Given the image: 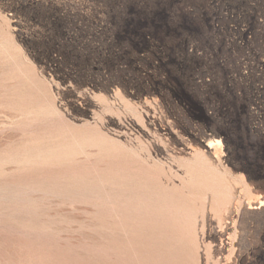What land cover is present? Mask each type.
I'll use <instances>...</instances> for the list:
<instances>
[{
	"label": "rangeland",
	"instance_id": "1",
	"mask_svg": "<svg viewBox=\"0 0 264 264\" xmlns=\"http://www.w3.org/2000/svg\"><path fill=\"white\" fill-rule=\"evenodd\" d=\"M160 258L264 264V0H0V264Z\"/></svg>",
	"mask_w": 264,
	"mask_h": 264
},
{
	"label": "bare ground",
	"instance_id": "2",
	"mask_svg": "<svg viewBox=\"0 0 264 264\" xmlns=\"http://www.w3.org/2000/svg\"><path fill=\"white\" fill-rule=\"evenodd\" d=\"M226 60H227V59H226ZM17 113H18V112H17ZM15 116H16V115H15ZM262 135H263V134H262ZM208 141H209V140H208ZM213 146H215V147L218 148V149H221V148H222V141H221L219 138H216V139H214V140L209 141V143L205 144V147H207V148H213ZM201 147H203V146H201ZM200 149H201V148H200ZM196 150H197V149H196ZM196 150L194 151V153L196 152ZM205 150H206V149H205ZM201 152H203V151H201ZM201 152H200V153H201ZM198 155H199V154H198ZM200 155H201V154H200ZM203 155H205V154H203ZM193 156H194V154H193ZM34 157H35V156H34ZM57 157H58V156H57ZM211 157H212V156H211ZM190 158H191V157H190ZM195 158L198 159V158H200V157L197 158V157L195 156ZM201 158L204 160L203 157H201ZM220 158H221V157H219V160H220ZM187 159H188V158H187ZM212 159H213V158H212ZM188 160H189V159H188ZM191 160H192V159H191ZM194 160H195V159H194ZM194 160L191 161V162L193 163V165H195V162L197 161V162H196V165H197L198 160H196L195 162H194ZM207 160H208V159H207ZM217 160H218V159H217ZM185 161H186V160H185ZM185 161H184V162H185ZM184 162H182V163H184ZM188 162L190 163V160L187 161V164H189ZM200 162H201V161H200ZM200 162H199L198 164H200V166H201V164H202L203 166L205 165V166H204L205 168H206V166H208L207 168H209V165H211L212 167H215V165H216V164H215V165L213 166L212 164H209V163H208V165H206L207 163L205 162V160L203 161L204 164H203V163H200ZM192 163H191V164H192ZM210 163H211V162H210ZM185 164H186V162H185ZM187 164H186V168H189L191 165L189 164V167H188ZM196 165H195V166H196ZM195 166H193V167L197 169L198 166H197V167H195ZM201 167H202V166H201ZM191 168H192V167H191ZM194 168H193V169H194ZM189 169H190V168H189ZM189 169H188V171H190ZM216 169L218 170V168H216ZM216 169H214V170L212 169L213 172H214ZM225 169H227V168H225ZM174 170H175V169H174ZM194 170H195V169H194ZM197 170H198V169H197ZM199 170H200V169H199ZM201 170H202V168H201ZM201 170H200V171H201ZM205 170H206V169H205ZM217 170H216V171H217ZM192 171H193V170L191 169V173H190L191 176L195 173V171H194L193 173H192ZM216 171H215V172H216ZM219 171H220V170H219ZM196 172H198V171H196ZM203 172H204V170L202 171V174H204ZM221 172H222V171H221ZM228 172H229V171H228ZM217 173H219V172H217ZM217 173L214 174V175L212 174V175L214 176V178H215L214 180H216V178L219 179V177H217ZM223 173H224V172H223ZM188 174H189V172H188ZM199 174H200V172H198L197 174H195V177H196V178H198V177L201 178V177L203 176V175L199 176ZM206 174H208V176L204 174L205 177L207 176V178L204 177V178L206 179L205 182L202 181V179H200V178H198V179L205 183V186H203V187H207V191H209V189H212V187L215 186L214 189H213L212 191H213V192H216L215 188H216L217 185H219V182H220V181H219V182H218V181H215V182H214V183L218 182V183H216L217 185H215V184H214V185H211V184H212V181H213V180H211V179L213 178V176H212L211 174H209V173L207 172V170H206ZM219 174H220V173H219ZM161 175H162V174H161ZM175 175H176V174H175ZM196 175H197V176H196ZM209 175L212 176L211 179H210L211 181L209 180L210 182L207 180L208 177H209ZM215 175H216V177H215ZM220 175H221V174H220ZM220 175H219V176H220ZM224 175H228V174H226V171H225ZM230 175H231V174H230ZM179 176H180V174H179ZM191 176H190V177H191ZM221 176H222V175H221ZM202 178H203V177H202ZM204 178H203V180H204ZM222 178H224V177H222ZM181 179H182V178H181ZM182 180H184V178H183ZM191 180H194V179L191 178L189 181H191ZM241 181H242V180H241ZM199 182H200V181H199ZM206 182H208V183L211 185V187L209 186L210 188L207 186L208 183L206 184ZM221 182L223 183V181H221ZM221 182H220V183H221ZM226 182H227V181H226ZM191 183H194V182H191ZM162 184H163V183H162ZM201 184L203 185V183H201ZM184 185H185V184H184ZM199 185H200V184H199ZM221 185H223V184H221ZM221 185H219V186H221ZM224 185H225V184H224ZM224 185H223V186H224ZM143 186H144V185H143ZM178 186H180V185H178ZM219 186H217V187H219ZM223 186H222V187H223ZM229 186H230V184H229ZM5 187H6V186H5ZM224 187H225V186H224ZM224 187H223V188H224ZM208 188H209V189H208ZM192 189H193V188H192ZM195 189H196V188H195ZM205 189H206V188H205ZM216 189H219V188H216ZM231 189H232V187H231ZM168 190H169V189H168ZM214 190H215V191H214ZM221 190H222V192L224 191V189H221ZM221 190H219V192H220ZM156 191H157V190H156ZM158 191H159V190H158ZM207 191H206V192H207ZM228 191H230V190H228ZM231 191H232V190H231ZM143 192H144V191H143ZM154 192H155V191H154ZM159 192H160V191H159ZM167 192H168V191H167ZM188 192H189V191H188ZM226 192H227V190H225V193H226ZM207 193H208V192H207ZM209 193H211V192H209ZM223 193H224V192H223ZM151 194H155V193H151ZM158 194H159V193H158ZM168 194H169V193H168ZM180 194H181V193H180ZM216 194H217V193H216ZM118 195H120V194H118ZM131 195H132V194H131ZM205 195H207V194H205ZM205 195H202V196L204 197ZM208 195H209V194H208ZM212 195H213V193H211L210 200H211L212 203H213V200H212V199H213L214 197L212 198ZM154 196H157V192H156V195H154ZM159 196H161V192H160V195H159ZM164 196H165V195H164ZM191 196H192V195H191ZM218 196H219V195H218ZM221 196H222V195H221ZM224 196H225V195H224ZM148 197H150V198H148ZM180 197H181V196H180ZM205 197H207V196H205ZM219 197H220V196H219ZM222 197H223V196H222ZM226 197H228V195L225 196V199H228V198H226ZM231 197H233V195H232ZM153 198H154V197H153ZM161 198H162V197H160V198L157 197V198H155V199H161ZM211 198H212V199H211ZM217 198H218V197H217ZM233 198H234V197H233ZM147 199L152 200V197H151V196H147ZM147 199H146V200H147ZM155 199H154V200H155ZM201 199H202V198H201ZM215 199H216V198H215ZM215 199H214V200H215ZM139 200L144 201L143 198H141V199H139ZM146 200H145V201H146ZM179 200H180V199H179ZM184 200H185V199H184ZM198 200H199V199H198ZM203 200H204V199H203ZM205 200H206V198H205ZM217 200H218V199H217ZM222 200L224 201V199H222ZM131 201H132V200H131ZM182 201H183V200H182ZM185 201H186V200H185ZM201 201H202V200H201ZM220 201H221V199H220ZM220 201H219V204L222 203V205H223V204H224L223 201H222L221 203H220ZM225 201H226V200H225ZM138 202L140 203V204L138 203L139 205H141V204L143 203V202H141V201H138ZM190 202H191V201H190ZM203 202H205V201H203ZM166 203H167V202H166ZM177 203H178V202H177ZM185 203H186V202H185ZM216 203H217V201L215 202V205H216ZM228 203H229V202H228ZM231 203H232V202H231ZM261 203H262V202H261ZM138 204H137V205H138ZM172 204H173V203H172ZM172 204H171V205H172ZM217 204H218V203H217ZM133 205L135 206L136 204L134 203ZM137 205H136V206H137ZM167 205H169V202H168ZM167 205H165V206H167ZM176 205H177V204H176ZM181 205H182V206H181ZM181 205H180V203H179L180 208H181V207L183 208V204H181ZM185 205H187V204H185ZM213 205H214V204H213ZM227 205H228V204H227ZM156 206H157V205H156ZM159 206H160V205H159ZM159 206H158V207H155V206H154V207H152V208H150V209L157 208L156 210L159 209V210L161 211L160 208H161V207L163 208V206H161L160 208H159ZM172 206H173V205H172ZM177 206H178V205H177ZM179 206H178V208H179ZM202 206H203V205H202ZM217 206H218V205H217ZM219 206H220V205H219ZM168 207H169V206H168ZM214 207H215V206H214ZM249 207H250V206H249ZM171 208H172V207H171ZM178 208H177V210H179ZM216 208H217V207H216ZM251 208H253L252 205H251ZM174 209H175V208H174ZM217 209H218V208H217ZM254 209H256V208H254ZM153 210H155V209H153ZM163 210H164V208L162 209V211H163ZM168 210H169V209H167V211H168ZM183 210H184V209H183ZM183 210H182V211H183ZM130 211H131V210H130ZM162 211H161V214H162ZM167 211H166V212H167ZM186 211H187V210H185L184 212L186 213ZM190 211H191V210H190ZM151 212H152V211H150L149 213H151ZM174 212H175V210H174ZM174 212L171 213V214L169 213V214H170L169 216H171V215L175 216L174 214H176V213H174ZM188 212H189V211H187V215H188ZM192 212H193V211H192ZM203 212H204V211H203ZM203 212H202V213H203ZM163 213H164L165 215L167 214V213H165L164 211H163ZM196 213H197V212H196ZM114 214H115V213H114ZM164 214H163V215H164ZM182 214H183V213H182ZM217 214H219V213H217ZM167 215H168V214H167ZM189 215H190V214H189ZM190 216H191V215H190ZM194 216H196V215H194ZM116 217H117V216H116ZM153 217H154V216H153ZM163 217H164V216H163ZM171 217H172V216H171ZM171 217H170V218H171ZM185 217H186V216H185ZM146 218H147V214H146ZM158 218H161V217H158ZM170 218H169V219H170ZM173 218H175V217H172V219H173ZM176 218H177V217H176ZM176 218L173 219L174 222H175V220H177ZM154 219H155V217H154ZM169 219H166V218H165L164 222H165L166 220H167L168 222H170ZM179 219H180V218H179ZM179 219H178V221H176L175 223L181 221V219H182V221L184 220V218H182V217H181L180 220H179ZM218 219H219V218H218ZM145 220H146V219H145ZM162 220H163V219H162ZM162 220H161V221H162ZM189 220H190V219H189ZM152 221H153V220H152ZM167 221H166V222H167ZM182 221H181V223H182ZM147 222H148V221H147ZM153 222H154V221H153ZM156 222H157V220L155 221L154 225L157 226L158 223H156ZM164 222H163V224H164ZM166 222H165V223H166ZM174 222H173V223H174ZM183 222H185V221H183ZM142 223H143V222H142ZM150 223H151V221H150ZM175 223H174V225H175ZM169 224H171V223H169ZM186 224H188V223H186ZM148 225H150L149 222H148ZM158 225L161 226L160 223H159ZM172 225H173V224H172ZM172 225H169V227L172 226ZM177 225H178V224H177ZM177 225L173 226L174 229L176 230L175 227H177V230H180L181 224L178 225V226H177ZM188 225H190V224H188ZM195 225H196V224H195ZM191 226H194V225L191 224L190 227H191ZM138 227H139V226H138ZM141 227H142V226H141ZM141 227H140V228H141ZM149 227H151V228H149ZM149 227H148L149 230H152V229H153L152 227H154V226H152V223H151V225H150ZM167 227H168V225H167ZM169 227H168V229H170ZM173 227H172V228H173ZM178 227H179V228H178ZM117 228H118V227H117ZM155 228H156V227H154V229H155ZM160 228L163 229V226H161ZM164 228H165V227H164ZM186 228H187V227H185V229H186ZM135 229H136V228H135ZM158 229H159V227L155 229V230H157L158 234H159L160 231H161V233H162V230L158 231ZM181 229L183 230V227H181ZM188 229H189V228H188ZM190 229H191V228H190ZM190 229H189V230H190ZM146 230H147V226H146ZM164 230H165V232H166V228H165ZM171 230H172V229H171ZM133 231H134V232H137V230H133ZM140 231H141V230H140ZM152 231H154V230H152ZM190 231H191V233H192L193 230H190ZM190 231H188V232H190ZM157 232H156V234H155L154 232H151V233H154V235L157 236V235H158ZM168 232H169V230H168ZM168 232H167V233H168ZM181 232H182V231H181ZM183 232H184V231H183ZM186 232H187V231H186ZM188 232H187V233H188ZM138 233H139V231H138ZM146 233L149 234L150 232L146 231ZM171 233H172V231H171ZM193 233H194V232H193ZM193 233H192V234H193ZM132 234L134 235V233H132ZM176 234H179V233L176 232ZM135 235H137V234L135 233ZM146 235H147V234H146ZM146 235H145V236H146ZM160 235H161V234H160ZM179 235H180V234H179ZM142 236H144V235H142ZM145 236L143 237L144 239H145ZM158 236H159V235H158ZM158 236H157V237H158ZM175 236H178V235H175ZM135 237H137V236H135ZM149 237L151 238V235H149ZM164 237H165V235H164ZM166 237H168V235H167ZM169 237L172 238L173 235L170 236V234H169ZM169 237H168V238H169ZM185 237H186V239H187V235H186ZM132 238H133V237H132ZM140 238L142 239V237H140ZM147 238H148V236H146V239H147ZM152 238H153V236H152ZM152 238H151V239H152ZM188 238H189V237H188ZM144 239H143V241H144ZM148 239H149V238H148ZM148 239H147V240H148ZM155 239H156V238H155V236H154V240H155ZM161 239H162V238H159V237H158V240H160V243H161ZM165 239H167V238H165ZM165 239H164V240H165ZM184 239H185V238H184ZM137 240H139L138 237H137ZM147 240H145V241L147 242ZM149 240H150V239H149ZM154 240H153V241L150 240L151 243L157 241V240H155V241H154ZM171 240H172V239H171ZM182 240H183V239H182ZM182 240H181V241H182ZM189 240H190V239H189ZM189 240H188V241L185 240V243H187V242L189 243ZM166 241H167V240H166ZM169 241H170V240H169ZM177 241H180V240H177ZM190 241H192V240H190ZM146 242H145V243H146ZM172 242H173V240H172L171 242H169V243H171V245H170L169 247H171L172 250H174V249L176 248V246H177V249L179 248L178 245H176V244H178V243H180V245H179L180 247L183 246V244H181V242H176V241H175V244H174V243H173V244H174V246H175V245H176V246L174 247V246L172 245ZM183 242H184V240H183ZM190 243H191V242H190ZM147 244L149 245V243H147ZM156 244H158V241H157V243H155V245H156ZM167 244H168V241H167ZM167 244H166V245H167ZM192 244H193V243H192ZM129 245H130V244H129ZM148 245H146V246H148ZM159 245H160V244H159ZM159 245H156L157 247H159V250H158V249H156V250L159 251V252H161L160 249L163 248V245H162V246L160 245L161 248H160ZM166 245L164 244L165 247H166ZM172 246L174 247V249L172 248ZM186 246H187V245H186ZM190 246H191V245H190ZM157 247H156V248H157ZM169 247H168V253H169V251L171 250V249H169ZM146 248H148V247H146ZM183 248H185V245H184ZM187 248H189V245L187 246ZM190 248L193 249V245H192V247H190ZM190 248H189V249H186V250H183V249H182V253H183L184 255L187 254V256H188L189 253H184V252L190 250ZM148 249H149V248H148ZM165 249H166V248H165ZM179 249L181 250V248H179ZM156 250H155V251H156ZM172 250H171V252H172ZM180 250H177V251H180ZM150 251H151V252H150ZM157 251H156V252H157ZM175 251H176V250H174V252H175ZM177 251H176V253H177ZM183 251H184V252H183ZM190 251H191V250H190ZM190 251H188V252H190ZM147 252H148L147 254L150 256V254H151L152 252H154V250L152 251V248H151V249H149V251H147ZM149 252H150V253H149ZM159 252H158V253H159ZM173 254H174V253H173ZM179 254H180V253H178V255H179ZM156 255H157V254H156ZM152 256H154V255L152 254ZM173 256H174V255H173ZM163 257H166V256H163ZM183 257H184V256L181 255L180 259H182ZM189 257H190V255H189ZM149 258H150V257H149ZM168 258H169V257H167V260H168ZM172 258H173V257H172ZM174 258H178V259H179L178 256H176V257H174ZM158 259H159V257H158ZM160 259H161V258H160ZM164 259H165V258H164ZM178 259H176V261H175V259H174V263H175V264H176V262L178 261ZM184 259H187V257H185ZM200 259H201V258H200ZM149 260H150V259H149ZM152 260H153V259L151 258V261H152ZM161 260L163 261V264H164V261H165V260H163V258H162ZM167 260H166L167 263H168V262L173 263V261L171 262V259H170L169 261H167ZM172 260H173V259H172ZM153 261H155V260H153ZM166 262H165V263H166ZM188 262H189V260H188ZM198 262H199V260H198ZM154 263H155V262H154ZM161 263H162V262L159 261V264H161ZM179 263H181V262H179ZM183 263H184V262H183ZM189 263H190V262H189ZM189 263H188V264H189ZM177 264H178V263H177ZM185 264H186V263H185Z\"/></svg>",
	"mask_w": 264,
	"mask_h": 264
}]
</instances>
